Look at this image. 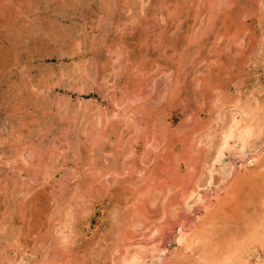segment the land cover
<instances>
[{"label": "rangeland", "instance_id": "obj_1", "mask_svg": "<svg viewBox=\"0 0 264 264\" xmlns=\"http://www.w3.org/2000/svg\"><path fill=\"white\" fill-rule=\"evenodd\" d=\"M262 164L264 0H0V264H210Z\"/></svg>", "mask_w": 264, "mask_h": 264}, {"label": "bare ground", "instance_id": "obj_2", "mask_svg": "<svg viewBox=\"0 0 264 264\" xmlns=\"http://www.w3.org/2000/svg\"><path fill=\"white\" fill-rule=\"evenodd\" d=\"M50 27V26H49ZM49 32V31H48ZM59 36V35H58ZM55 37V36H54ZM69 53V52H68ZM79 69V68H78ZM60 79V78H59ZM87 88V87H86ZM83 90V89H82ZM244 113H245V111H244ZM250 115L251 116H254V115H252L251 113H250ZM253 118L254 117H252V120H253ZM233 121H234V123H233V126L231 127V125H230V128L227 130V131H224V132H222V138H221V141H220V145H219V147L221 148V150L220 151H222V148H224V147H226V145H227V141L230 139V140H232V139H236V140H238L239 142H241L242 143V145L244 144V142L247 140V138H249L250 136L251 137H253L252 135H254V125H247V124H245L244 126H239L238 124H239V122H237L238 124H235V120L233 119ZM235 124V125H234ZM237 125V126H236ZM221 136V135H220ZM255 138V137H254ZM234 139V140H235ZM219 151V153H218V151H217V155H219L221 152ZM216 160V159H215ZM263 165V164H262ZM264 166V165H263ZM260 175H262L261 173H259ZM263 176V175H262ZM244 178V177H243ZM263 178V177H262ZM245 180V179H244ZM261 180V179H260ZM263 180V179H262ZM254 181H256V180H254ZM254 181L251 183L252 184V186H254L253 185V183H254ZM257 182H261V181H256L255 183H257ZM262 182H264V180L262 181ZM242 183V182H241ZM235 184H236V182H235ZM251 184H249V185H251ZM249 185H248V187H249ZM260 185V184H259ZM258 185V186H259ZM262 185V187H263V185H264V183L263 184H261ZM235 186V185H234ZM251 187V186H250ZM237 188V187H236ZM244 188H246V187H244ZM264 188V187H263ZM250 189H252V190H250ZM253 189L254 188H249V192H251V191H253ZM260 189V188H259ZM245 190V189H244ZM244 190H239V192H242L243 193V195H242V193H241V197H240V199L241 198H243L244 197V195L246 194V192H244ZM248 190V189H247ZM236 191H238V190H236ZM254 191H256V189L254 190ZM260 191V190H259ZM261 192V191H260ZM228 193H230V192H228ZM225 194V193H224ZM231 194V193H230ZM240 194V193H239ZM228 195V194H227ZM258 195V194H257ZM239 196V195H238ZM248 196H249V194H248ZM235 197V196H234ZM258 197H260V196H258ZM262 197H264V194H263V196ZM225 198H226V196H225ZM252 198H254V197H252L251 196V199H249L248 201H249V203H252L253 204V202H251V200L253 201V200H255V199H252ZM233 199V198H232ZM236 199V198H235ZM245 199L247 200V198L245 197ZM261 199H263V198H260V200ZM243 200V199H242ZM241 200V201H242ZM259 200V201H260ZM221 204V203H220ZM226 205V204H225ZM240 205H242V204H240ZM249 205V204H248ZM246 206V205H245ZM250 206V205H249ZM232 207H233V205H232ZM254 207V206H253ZM263 207H264V205H263ZM262 207V208H263ZM239 208V207H238ZM249 208V207H248ZM255 208V207H254ZM219 209V208H218ZM257 210V209H256ZM215 211V210H214ZM218 211V210H217ZM228 211V210H227ZM255 211V210H254ZM263 211V215L262 216H260L261 217V221L260 222H258V224L259 225H254V226H251V230H249V232L248 233H246L247 235H245V233L243 234L242 232H241V234L240 235H245V236H241L242 238H243V240H240V242H238V243H234L233 241H235L234 239L235 238H233V240H232V243H228V241L226 240V242H222V240H220V243L222 242L224 245H225V243H226V246H224V248L222 247L223 246V244H221L222 246H221V251L219 250V252H220V254L222 255H217V256H219L220 258H218L217 256H214V253L212 252V254L213 255H211V253L210 252H206V256H207V260H209L210 261V264H227V263H232L234 260H236V258L238 257V255H240V253L242 252V251H245V250H248V248L251 246V245H254L255 243L256 244H258V245H261V247L262 246H264V209L262 210ZM234 212V211H233ZM222 213V212H221ZM249 213V212H248ZM262 213V212H261ZM243 214L244 213H241V216H243ZM258 214H259V212H258ZM224 215V214H223ZM231 215H234V214H231ZM254 215V214H253ZM244 216H245V214H244ZM230 217V216H229ZM228 217V218H229ZM233 217V216H232ZM240 217V216H239ZM250 217V216H249ZM252 217V216H251ZM259 217V218H260ZM228 218H226V219H228ZM243 218H245L246 219V216L245 217H243ZM254 218V217H253ZM231 219V218H230ZM243 220V219H242ZM250 220V219H249ZM206 221V220H205ZM228 221V220H227ZM230 221H232V220H230ZM234 221V220H233ZM244 221V220H243ZM247 222H248V220H246ZM253 221L255 222V219L254 220H252V223H253ZM207 222V221H206ZM235 222V221H234ZM236 222H237V220H236ZM205 223V222H204ZM217 223V222H216ZM232 223V222H231ZM231 223H229V224H231ZM249 223V225H251L250 224V221L248 222ZM202 224V223H201ZM228 224V225H229ZM245 224H246V222H245ZM247 226V225H246ZM258 226V227H257ZM228 227V226H227ZM240 227V226H239ZM239 227H236V228H239ZM248 228L250 227V226H247ZM212 228V227H211ZM226 228V227H225ZM219 229V228H218ZM229 230V229H228ZM232 230V229H231ZM236 230V229H235ZM67 231V230H66ZM225 231V230H224ZM237 231V230H236ZM240 231V230H239ZM219 232V231H218ZM233 232V231H232ZM238 232V231H237ZM237 232H235V233H237ZM198 233V235H199V232H197ZM203 233V232H202ZM239 233V232H238ZM195 234H196V232H195ZM219 234V233H218ZM232 234V233H231ZM230 234V235H231ZM193 235V234H192ZM203 235V234H202ZM209 236V235H208ZM228 236V235H227ZM204 238V237H203ZM226 238V237H225ZM224 238V239H225ZM229 238V237H228ZM190 239H191V237H190ZM193 239H194V237H193ZM227 239V238H226ZM230 239V238H229ZM195 240V239H194ZM193 240V241H194ZM206 240V239H205ZM215 240V239H214ZM192 241V242H193ZM201 241H203V240H201ZM209 241V240H208ZM236 241H239V240H237L236 239ZM197 242V241H196ZM195 243V242H194ZM193 243V244H194ZM208 243V242H207ZM209 243H210V241H209ZM219 243V244H220ZM187 245V247H188V245H190V244H186ZM203 245V244H202ZM212 245V244H211ZM218 245V244H217ZM204 246H206V245H204ZM228 246H232L231 248H229V251H228ZM43 247V246H42ZM210 247V246H209ZM212 247H213V245H212ZM218 247H219V245H218ZM215 248V247H214ZM222 248L224 249V250H222ZM227 248V249H226ZM203 249V248H202ZM202 249H201V251H202ZM209 250V249H208ZM213 249H211V250H209V251H212ZM218 250V249H217ZM216 250V251H217ZM226 250V253L227 254H225L224 253V255H223V253H221V252H223V251H225ZM204 251V250H203ZM214 251V250H213ZM215 251V252H216ZM228 251V252H227ZM197 253V252H196ZM243 253V252H242ZM241 253V254H242ZM200 255V254H199ZM226 255V256H225ZM223 256H225V258L223 257ZM139 258H140V256H139ZM138 258V259H139ZM218 258V259H217ZM133 259V258H132ZM198 259V258H197ZM203 259V258H202ZM135 260V259H134ZM131 261V263L130 264H134L135 263V261ZM130 262V261H129ZM51 263V262H50ZM194 264V263H193ZM260 264H264V260H261V263Z\"/></svg>", "mask_w": 264, "mask_h": 264}]
</instances>
